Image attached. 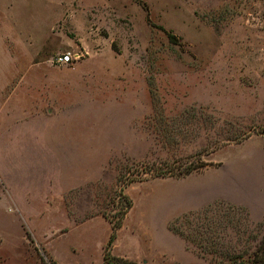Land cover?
Returning <instances> with one entry per match:
<instances>
[{"label": "rangeland", "instance_id": "obj_1", "mask_svg": "<svg viewBox=\"0 0 264 264\" xmlns=\"http://www.w3.org/2000/svg\"><path fill=\"white\" fill-rule=\"evenodd\" d=\"M64 52L72 64L55 62ZM1 65L0 103L42 110L55 148L17 196L0 164V264H102L124 195L112 255L252 263L264 236V0H0Z\"/></svg>", "mask_w": 264, "mask_h": 264}, {"label": "crops", "instance_id": "obj_2", "mask_svg": "<svg viewBox=\"0 0 264 264\" xmlns=\"http://www.w3.org/2000/svg\"><path fill=\"white\" fill-rule=\"evenodd\" d=\"M1 66L0 78H4V68L3 65ZM0 83L4 84L1 80ZM26 111L29 112L27 114L15 113V110L5 109L0 103V148L6 150L2 154L0 153V164L6 166L3 170L4 179L9 181L10 192L11 194L13 192L15 196L23 194L22 191L17 192L18 184L22 186L23 181H27L29 178L36 180L37 172L42 163V160L40 161L42 150L51 148L50 151L54 155L53 149L55 148L53 143L44 144L43 142L45 116L42 110H39V113L35 112V114L31 110ZM21 112H25L24 109ZM57 148H59L58 144H56ZM181 185L179 181H173L172 184L174 190L177 191L175 195L179 199H182ZM32 191L36 190L33 188ZM15 204L17 205L18 202ZM119 239L120 236L117 237L115 247H117ZM128 248L120 254L124 256L133 255V251Z\"/></svg>", "mask_w": 264, "mask_h": 264}, {"label": "trees", "instance_id": "obj_3", "mask_svg": "<svg viewBox=\"0 0 264 264\" xmlns=\"http://www.w3.org/2000/svg\"><path fill=\"white\" fill-rule=\"evenodd\" d=\"M200 164V163H199ZM200 166V165H199ZM194 168V167H193ZM192 167H186L183 171H177L173 172L172 170L169 171V175L176 174L177 176L179 175H185L193 170ZM158 175H166L165 172L163 171H158L153 174V176H158ZM123 198L126 199V205L124 208V211L121 213V216H119V220L117 222H113L112 219H109L110 225H111V233L109 236V239L107 243L104 246V253H103V263L102 264H138L133 260L124 258V257H119V256H114L110 252L111 245L116 237V232L121 226V220L123 219L125 213L128 211V209L131 207L132 202L129 200L127 196H123ZM254 259L251 264H264V236L261 238L259 245L255 247V250L253 252ZM51 259V258H50ZM51 264H56L54 260H50ZM47 264V263H44ZM142 264V263H140Z\"/></svg>", "mask_w": 264, "mask_h": 264}, {"label": "built area", "instance_id": "obj_4", "mask_svg": "<svg viewBox=\"0 0 264 264\" xmlns=\"http://www.w3.org/2000/svg\"><path fill=\"white\" fill-rule=\"evenodd\" d=\"M75 59L76 57L73 56L70 52H64L59 54L55 58V62L57 64H72Z\"/></svg>", "mask_w": 264, "mask_h": 264}]
</instances>
